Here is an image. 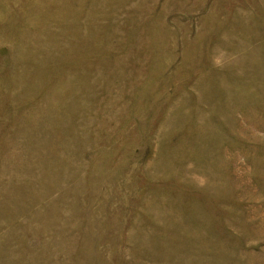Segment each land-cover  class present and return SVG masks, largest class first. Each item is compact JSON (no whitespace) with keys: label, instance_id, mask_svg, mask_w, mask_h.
<instances>
[{"label":"rangeland","instance_id":"rangeland-1","mask_svg":"<svg viewBox=\"0 0 264 264\" xmlns=\"http://www.w3.org/2000/svg\"><path fill=\"white\" fill-rule=\"evenodd\" d=\"M0 264H264V0H0Z\"/></svg>","mask_w":264,"mask_h":264}]
</instances>
